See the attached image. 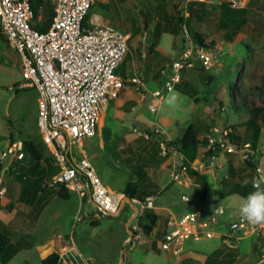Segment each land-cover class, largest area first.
Instances as JSON below:
<instances>
[{
    "label": "rangeland",
    "instance_id": "374dc122",
    "mask_svg": "<svg viewBox=\"0 0 264 264\" xmlns=\"http://www.w3.org/2000/svg\"><path fill=\"white\" fill-rule=\"evenodd\" d=\"M238 1L242 2L237 8H246L248 16L246 26L235 33L232 30L225 32L218 29L221 5L216 0L209 2L98 0L94 3L85 18L86 26H89L88 16L96 12L104 17L109 25L124 33L132 34L128 42L129 52L116 73L121 75L126 89L129 86L128 79L137 74L143 82V88L147 90L145 100L142 102L141 100L139 102L137 99L139 97L136 95V101L124 102V99H120L115 102L109 101L107 105L101 120L100 136L92 139L94 142L87 151L93 158L90 161L104 184L114 190L123 191L127 184L136 183L141 188L143 184L151 186L159 181L161 182L159 184L167 181L160 170L169 155L173 154L170 152L163 156L153 139L146 140L134 130L144 131L157 125L162 135L165 133L163 138L171 142L176 141V138L191 126L204 143L213 125L227 126L234 134L235 129L239 127L232 124V121L238 118L236 112L241 111L240 119L246 118V114H241L243 111L247 113L245 111L247 106L240 100L241 94L247 95L251 101V87L264 89V0ZM179 17L183 18V22L185 21V27L183 25L182 29L178 26ZM184 28L190 38L184 35ZM194 34H198L206 46L205 49L215 52L217 64L210 71H205L198 65L183 70L180 73V82L165 94L157 111L154 114L150 113L147 107L155 102L150 92L161 88L160 70L188 48L190 41L195 44L192 37ZM125 93L126 91L121 93L122 98L125 97ZM126 95L129 96L128 93ZM37 105V92L25 79L19 56L2 36L0 38V152L7 150L9 144L20 141L27 155L26 160L19 166L27 170L24 176L25 185L29 186L31 181L39 178L43 173L42 182L45 183V187L48 186L52 176L59 171V166L54 159H51L49 150L41 142L36 126ZM234 107L238 111H235ZM221 109L224 111L221 112ZM27 143H32L37 149L38 162L35 163L29 156ZM206 166H210V163L207 162ZM18 169L16 167L6 172L4 176L6 194L2 201L4 209L0 212V230L13 242L21 241L24 247H27V250L21 251L15 258L18 262L14 264H24L26 261L29 264H40L42 259L40 260L39 256L44 258L51 252L52 235L57 232H60L66 240L72 236L75 248L77 241H81L83 244L81 255L89 258L94 264L97 261L94 255L104 256L107 240L113 235L116 236V228L122 223L125 224L127 232L122 243L120 260L114 264L176 263L175 260H167L165 254L157 256L159 251L154 245L158 242L160 234L152 238L150 234L149 236L143 234L141 229L145 223L143 215L141 217L137 215L135 219L130 220L131 213L134 209L138 210V206L125 203L117 215L95 219L93 215L98 210L87 198L80 203L78 201L76 214L65 221L62 230L55 227L46 235L45 245L48 243L49 245L41 250L35 236L36 230L46 214L53 217L59 215L61 204L53 194L47 196L45 201L34 204L28 203L27 196L21 198L19 191L22 182L19 179ZM219 173L223 176L222 171ZM168 175L170 177L169 170ZM257 186L263 189L262 182ZM146 192L137 196L144 200L147 196L156 194V190ZM189 193L191 195L190 191ZM209 197L211 199L206 206L193 201L197 211L201 212L199 221L207 224L202 230L211 228L212 231L223 230L232 234L231 237L223 238L236 249L239 257L235 264H264V233L260 232L253 237L245 238L247 235L245 226L237 227L236 232H233L234 229L226 227V220L233 211L226 208L224 202H219L225 208L222 213H216L217 208L213 206L215 196L210 193ZM193 202L186 203L185 207L192 206ZM227 203L233 206L236 199L231 196ZM10 204L13 206L12 209H8ZM236 205L239 207V204ZM193 212H196L194 208L191 213ZM210 218H213L214 222H208ZM94 222L99 225L93 226ZM133 225L136 230L132 229ZM129 231L132 233L131 236ZM224 240L222 238L221 241L217 240L205 233H202L198 239H188L182 253V257L186 255L187 258L179 261V264H204L211 251L216 246L221 247L220 242L225 244ZM231 240L235 243L230 242ZM235 244L237 248L234 247Z\"/></svg>",
    "mask_w": 264,
    "mask_h": 264
},
{
    "label": "built area",
    "instance_id": "2783aa9c",
    "mask_svg": "<svg viewBox=\"0 0 264 264\" xmlns=\"http://www.w3.org/2000/svg\"><path fill=\"white\" fill-rule=\"evenodd\" d=\"M50 1L54 5L51 25L46 32H39L32 27L30 0H0V33L19 56L24 77L37 92V130L41 142L59 166L48 187H65L76 195L79 203L87 198L98 210L93 215L95 219L117 215L125 203L138 206L135 214L141 217L154 209V198L128 199L123 193L111 190L96 173L83 146L85 140L97 135L109 101L116 100L123 87L124 82L116 72L129 51L131 35L109 24H98L96 16L89 17V26L83 25L97 0ZM240 2L229 0L233 8ZM183 31L190 38L186 28ZM217 62L213 50L190 41L188 48L160 70L163 86L150 92L155 102L148 105V111L152 114L157 111L165 94L180 82L183 70L198 65L210 71ZM130 83L138 92L143 87L137 74ZM134 132L146 140L151 139L150 133L161 134L157 125L149 132ZM231 135V128L215 124L209 130L206 145L211 150L233 151ZM168 142L163 138L158 146L163 156L171 152L177 158L178 164L170 169L171 181L187 187L191 183L188 172L195 171L197 166L185 163V156L168 147ZM23 149V144L15 141L0 152V201L6 194L4 176L15 160L25 157ZM239 150L243 161L250 160L256 165L252 180L262 182L259 152L250 143L243 144ZM183 200L187 202L188 197ZM200 217L201 212L196 211L171 219L160 241L161 250L173 257L180 256L188 239H198L205 233L202 230L205 223L199 221ZM132 229L136 230L134 225ZM52 242L57 249V264H93L75 248L72 236L66 240L56 233ZM223 242L232 248L229 241Z\"/></svg>",
    "mask_w": 264,
    "mask_h": 264
},
{
    "label": "crops",
    "instance_id": "0c3cea01",
    "mask_svg": "<svg viewBox=\"0 0 264 264\" xmlns=\"http://www.w3.org/2000/svg\"><path fill=\"white\" fill-rule=\"evenodd\" d=\"M187 1H192V0H187ZM193 1H195V0H193ZM199 1L209 2L210 0H199ZM216 1L220 5L224 4V1H226L225 4L229 3V0H216ZM230 8H232V7L230 6ZM232 9H244L246 11L245 23L243 25H241V27H239V29L246 26L248 10L246 8H241V7H238V8L236 7V8H232ZM94 16L97 17V23L98 24H100V25L109 24L107 21H105V18L102 17L100 14H98L96 12L92 13L90 15V18L92 19ZM219 17H220V15H219ZM184 22H183V24L185 26ZM218 23H219V19L217 22V26L219 25ZM218 29L223 30L225 32L229 31V30L220 29L219 26H218ZM232 30H234V29H232ZM126 34H130V33H126ZM131 36H132V34H131ZM130 39H131V37H130ZM125 58H126V56H125ZM125 58L123 59L122 63L124 62ZM117 75L120 76V78L122 79V77H121V75H119V73H117ZM134 75L132 77H134ZM130 79H128V84H129L128 89H126L125 82L123 80V82H124L123 87L119 91L118 97L116 100H114V102L117 100H120V99H124L125 100L124 102H130L131 100L136 101L135 100L137 97L136 95H138V97H139V98H137V99H139V102H140V100H141V102L145 100V93L147 90H145V88L142 87L140 89V91L138 92L136 90L135 85L130 83ZM252 86H255V85H252ZM262 90H264V89H262ZM123 91H126V93H125V97L122 98L121 93ZM148 92H150V91H148ZM127 93L129 94V96L126 95ZM134 104H135V102H134ZM251 108H252L251 104L249 103L247 106V109L245 110L247 113H245L244 111L241 113V114H243V113L246 114V118H243V119L239 118L241 111L237 110L238 112H236V113L238 114V118L236 120L232 121V124L239 126L237 129H235L234 134H233V130H232L233 140H232V138H230L231 144L233 146H235V149L233 151L222 152V151H217V150H211L207 147L206 140L204 143H202L200 137L197 135L200 143L197 145V149L194 152V160L190 161L189 157L188 158L185 157L186 158L185 163H194L197 166L195 171L190 170L188 172V177L191 180V183L189 186H187V187L186 186L185 187L180 186L176 182L171 181V178L168 175V170L170 171L172 165L178 164V162H177V158L175 156L169 155V157L164 162L165 164L162 166V168L160 170L162 176L167 178V181L164 184H159V183H161L159 181V183L156 182V184L154 183L151 186H149L147 184H143L141 188L138 187V190H139L138 192H141V193L144 192V194L147 193L146 192L147 190H156L155 196H152V194L150 193L151 195H149L147 197H153L154 198V209L151 211L157 217V220H156V224H155L154 228L152 229V231L150 233V238H152L156 234H160L158 242H156V244L154 245L155 249H157L159 251V255H157V256H161V255L165 254L168 257L167 260H169V259L175 260L176 261L175 264H179V261L187 258L186 255L184 257H182L183 254H181L178 257H173V256H171V254L162 251L160 248V241L162 239V235L167 230V223L171 219H179L182 216L191 213L193 208L195 211H197L198 209L196 208V204H195L196 201L199 204H201L202 206L208 205L209 201L211 199L209 197L210 193H213L215 196V200H213V206L215 208H217V209H215L216 213H222L225 207L230 208L233 211L231 213L230 217L228 218V220H226V224H227L226 227L227 228L228 227L230 228V226L237 224L238 222L241 221V219H243L239 213V207H236L237 206L236 204H239V206H240V202H241L242 197H244L245 195H247V193L254 190L252 187L251 181H252V176L255 173L254 172L255 170L249 168L246 165V163L243 162V160L241 158V151L238 149V147L240 148V145L245 144V143H250L252 146L250 139H248L246 137L247 134H246V130H245V124L249 118L248 112ZM103 117H104V115H103ZM103 117H102V119H103ZM101 120L99 122L98 133L94 138H96L97 136H100V127H101V122H102ZM258 125L260 126V135H259V138L257 140L255 147H253V146L252 147L254 149H256L260 154L259 166L262 170V184H263V189H264V138H263V136H264V122L261 123L260 121H258ZM164 134L162 135V133H161L162 137L164 136ZM181 135L182 134H180L179 137L176 138V140H179ZM162 137L161 138H153V141L158 148H159L158 143H159V141H161L163 139ZM94 138H92V139H94ZM92 139L85 140L83 142V146H84V149L86 152V156L89 158V160L93 159L92 157H90L88 155V152H87L90 145L92 144V142H94V141H92ZM151 140H152V138H151ZM90 150H91V148H90ZM209 151H211V153H209ZM49 153H50V150H49ZM50 156H51V154H50ZM26 158H27V155L25 154V157L22 160H15L10 165V168L7 170V172L14 170L16 167L19 168L18 169L19 170L18 172H20L19 179L22 182V185H21L20 191H19V195L21 198L24 196H27L29 198V200H28L29 204H34V203H39L40 201L41 202L45 201L47 196H49L50 194L55 195L54 192L52 191L54 189V187H48L46 185L44 187L45 183L42 182L43 181V175H44L43 173H41V176L39 178H36L33 181H31V184L29 186L25 185V183H24L25 177L24 176L27 173V170L24 167H19V166L21 165V163L24 160H26ZM51 159H53L52 156H51ZM207 162L210 163V166H206ZM35 168H36V166H35ZM221 171H222L223 176H221V174L219 173ZM106 186H108V185H106ZM41 187L43 188L44 191H39V190H41ZM109 188L115 192L122 193V191L114 190L111 187H109ZM187 190H189L191 192V195H190L189 191H187ZM45 194L47 195L46 198L42 199ZM231 196L236 199V203L233 205L234 207L230 206L229 205L230 203H227V200ZM184 197H188L187 202H185L183 200ZM3 199H4V197H3ZM3 199L0 201V212H2V210L4 209L2 206ZM156 200H157V203H156ZM193 201H195V202H193ZM191 202H193L192 206L185 207L186 203H191ZM219 202H224L226 204L225 207H224V205L219 204ZM12 208H13V206L10 204L8 206V209H12ZM135 212H136V209H134L133 213H131L132 216L130 215V220L135 219V216H136ZM210 219L214 220L213 218H210ZM211 220H208V222L209 221L214 222ZM248 223H249L250 229H247L245 226V231L247 232V235L245 236V238L253 237L254 234H258L260 232L264 233V223H258L257 226L256 225L254 226L253 223H250V222H248ZM206 225L207 224L205 223L204 228L206 227ZM204 230H205L204 231L205 235H207L209 237H213V238L220 240V241H221V238L223 239V237H225V236L231 237L230 235H232L230 233L224 232L223 230L222 231L221 230L212 231L211 228L207 229V230L204 229ZM233 232H236L235 229ZM57 233H60V232H57ZM54 234H56V233H54ZM35 236H36V234H35ZM45 237H46V235L44 236V238ZM52 237H53V235H52ZM36 238L38 241L39 237L36 236ZM239 240H240V237H239ZM11 242L15 244V243H18L21 241L13 242L11 240ZM230 242L235 243L232 240ZM38 244H39V242H38ZM50 244H52V248H51L52 250L47 256H49L53 252H56L55 251L56 249H54L55 245L53 243H50ZM220 244L222 245V242H220ZM46 245H49V243ZM46 245H45V243L43 245L39 244L40 247L46 246ZM148 246H150V245H148ZM219 247L216 246L215 249H213L211 251V253L213 251H215L216 249H218ZM234 247L237 248V244H235ZM146 249L147 248H145V250ZM24 250H27V247L26 246L24 247V245H23V249L20 250L15 256H13L10 259V261L7 262L6 264H14L15 262H18L17 260H15V258L19 255V253L21 251H24ZM38 255H39V252H38ZM46 257L41 258L39 256L40 260L41 259L43 260ZM24 264H29V263L26 261V262H24ZM40 264H41V261H40Z\"/></svg>",
    "mask_w": 264,
    "mask_h": 264
},
{
    "label": "trees",
    "instance_id": "16d2710c",
    "mask_svg": "<svg viewBox=\"0 0 264 264\" xmlns=\"http://www.w3.org/2000/svg\"><path fill=\"white\" fill-rule=\"evenodd\" d=\"M230 3L222 4L220 7V17H219V28L224 30H232L233 33L237 32L239 27L245 23V13L244 9H232L230 8ZM30 7L33 12V23L32 27L39 32H46L51 25L53 16H54V5L50 0H30ZM90 17V16H88ZM83 25L86 26L85 21ZM183 18H178V26L180 29L183 27ZM264 25V22H263ZM159 29V24H158ZM193 41L196 45L205 48L206 46L203 44V41L199 38L198 34H194ZM0 38H2L0 34ZM163 78L159 76V85L162 87ZM240 100L248 106L251 104V109L249 110V118L245 124V130L247 134V138L250 139L252 146L255 147L257 140L260 135V126L258 125V121L261 123L264 122V91L257 87H251L250 98L247 95L241 94ZM236 107V106H235ZM234 107V110L236 108ZM240 109V108H239ZM144 131L149 132L150 129H145ZM151 134V138H161V134L154 135ZM232 138V135L230 136ZM246 138V139H247ZM199 140L197 137V132L191 126H188L182 133L179 140L171 141L167 143L168 147H174L178 153L184 155L185 157H189L190 161L194 160V152L197 149V145L199 144ZM27 150L30 157L35 162L39 161V153L37 149L32 143H27ZM218 151V150H217ZM211 153V151H209ZM246 165L254 169L256 165L250 160L245 161ZM1 172V166H0ZM240 185V184H239ZM138 185L136 183L127 184L122 193L128 199L137 198L142 200L141 197H138ZM44 191L41 187V190ZM55 194V197L61 204L59 209V215L57 217H53L52 215L46 214L44 216V220L39 225L36 236L38 238V242L40 245L45 243V235H48L54 227H57L59 230L63 229V225L65 221L69 218H72L76 214L78 200L75 194L69 192L63 186H55L52 190ZM46 194L42 199L46 198ZM145 223L142 225L141 229L145 236H149L152 229L156 224L157 217L152 213V211H146L143 215ZM97 222L93 223V226H98ZM127 228L124 223L120 224L115 231V235L109 238L106 242V252L104 256H99L98 254L94 255L96 258V263L94 264H114L118 260H120V252L122 251V243L125 241ZM225 238H223L224 240ZM234 241V240H232ZM82 242L77 241V249L78 251H82ZM46 246H42L40 249H45ZM23 249V244L21 242L12 243L10 237L3 233L0 230V262L2 264H6L10 261V259L15 256L20 250ZM255 252V250H254ZM85 253V252H84ZM87 253V252H86ZM85 253V254H86ZM88 255V253L86 254ZM89 257V256H87ZM238 255L236 253V249L228 247L224 244L221 245L220 248L216 249L213 253L207 257L204 264H235ZM58 262V254L57 252H53L45 259L41 260V264H57Z\"/></svg>",
    "mask_w": 264,
    "mask_h": 264
},
{
    "label": "clouds",
    "instance_id": "9594fccd",
    "mask_svg": "<svg viewBox=\"0 0 264 264\" xmlns=\"http://www.w3.org/2000/svg\"><path fill=\"white\" fill-rule=\"evenodd\" d=\"M253 191L242 197L239 213L250 223H264V189L258 188V181L252 180Z\"/></svg>",
    "mask_w": 264,
    "mask_h": 264
},
{
    "label": "water",
    "instance_id": "95a60500",
    "mask_svg": "<svg viewBox=\"0 0 264 264\" xmlns=\"http://www.w3.org/2000/svg\"><path fill=\"white\" fill-rule=\"evenodd\" d=\"M127 202H128V199H127ZM240 226H246L247 229H250V226H249V223L243 218L240 222H238L237 224H234L232 226H230V229H235L237 227H240ZM129 234L131 236V232L129 231Z\"/></svg>",
    "mask_w": 264,
    "mask_h": 264
},
{
    "label": "bare ground",
    "instance_id": "6f19581e",
    "mask_svg": "<svg viewBox=\"0 0 264 264\" xmlns=\"http://www.w3.org/2000/svg\"><path fill=\"white\" fill-rule=\"evenodd\" d=\"M51 246H52V244H51Z\"/></svg>",
    "mask_w": 264,
    "mask_h": 264
}]
</instances>
